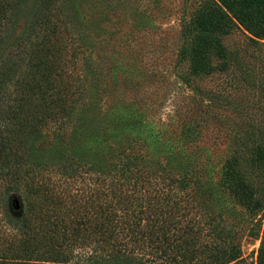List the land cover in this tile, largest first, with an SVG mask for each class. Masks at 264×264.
<instances>
[{"label": "rangeland", "instance_id": "obj_1", "mask_svg": "<svg viewBox=\"0 0 264 264\" xmlns=\"http://www.w3.org/2000/svg\"><path fill=\"white\" fill-rule=\"evenodd\" d=\"M203 1L57 0L51 17L59 32L52 44L60 57L51 62L49 80L63 88L65 112L57 107L54 117L34 124L31 136H21V148L34 149L22 176L42 190L48 219L65 221L74 217L70 202L57 214L46 209L73 195L70 201L102 204L104 197L112 198L108 191L130 182L126 193L135 196V211L115 195L113 201L122 222L115 243L132 264H199L193 251L198 244L178 249L176 241L191 235L187 230L194 223L193 237L206 240L209 233L214 244L217 237L233 239L239 251L234 264H256L264 241V200L253 207L261 196L256 189L264 193L261 163L253 152L264 147V23L252 36L233 22L221 45L239 60H231L225 71L188 79L183 51ZM32 3L24 0L13 24L0 34V56L22 66V79L28 78L30 47L24 52L14 42H25ZM30 37L35 44L38 39ZM211 62L220 61L214 56ZM14 85H7V93L18 96ZM21 98L20 118L38 105ZM233 149L241 158V169L232 171L238 182L229 173ZM1 212L0 207V245L13 234ZM164 220L171 225L164 232L168 243L155 233Z\"/></svg>", "mask_w": 264, "mask_h": 264}, {"label": "trees", "instance_id": "obj_2", "mask_svg": "<svg viewBox=\"0 0 264 264\" xmlns=\"http://www.w3.org/2000/svg\"><path fill=\"white\" fill-rule=\"evenodd\" d=\"M32 1L24 29L25 42L23 43L21 38L14 42L16 46L23 45L24 52L26 46L30 47L29 52L27 50L25 52L29 55L28 64L25 63L28 78H20L22 66L11 60V57L3 59L4 57L0 56V207L5 225L13 232L9 238H3L1 241L0 264H132L131 259L119 254L120 248L117 246L120 244L115 243L122 222L117 219V202L113 201L115 195L124 201V206L128 205L132 212L135 211L137 206L133 202L136 198L133 194L126 193L128 190L126 188L131 185L130 182L120 183L121 190H115V193L113 190L108 191L112 194V198L104 197L105 201L103 200L102 204H97L95 200L90 201L91 204L95 203L92 207L89 200L83 203L78 201L79 199L70 201L74 195L53 202L46 210L55 211L56 214L57 211L68 207L69 202L73 205L70 212L72 211L74 217L65 221L48 219L43 206L46 197L43 198L42 190L35 187L36 184L32 181L30 183L25 179L28 170L24 173L22 167L30 163L29 159L34 156V149L31 144L27 145L24 151L21 147L25 144L23 143L25 138L21 136H31L34 132V124L39 119L49 118L51 115L54 117L56 108L59 109L63 103L60 95V90L63 92V88L61 89L60 83L50 85L49 80L52 75L51 62L60 57V50L57 51L52 44L59 35L51 20L57 0ZM23 2L24 0H0V34L6 25L13 24ZM233 22L255 36L258 28L264 23V0H205L201 3L191 20V39L183 51L187 61L188 79L199 80L203 76L212 75L216 69L225 71L231 60L236 62L239 60L236 52L227 51L221 45V38L229 32L234 25ZM32 35L38 39L35 44L31 40ZM1 40L0 37V43ZM214 56L220 61L217 66L211 62V57ZM11 82L15 84L18 90L15 91V95L19 94L18 96L7 93V85ZM21 96L38 105L30 106L27 115L20 118L21 108L18 105ZM9 102L13 106L8 105ZM2 104H5L4 107ZM50 109L51 114H46ZM59 110L65 112V107ZM253 152L257 158L255 160L261 163L257 168L261 170L264 179V147L256 146ZM230 158L232 162L230 178L238 182L236 174L232 173L236 167L241 169V158L237 150ZM249 162L250 159H246L244 164L252 166ZM124 178L128 180L126 175ZM258 189L255 192H260L261 196L254 202V208L264 200L263 190L261 192L259 187ZM78 198L81 199L82 194L78 195ZM88 198L89 196L85 200ZM74 205H78V208ZM170 228L168 220L157 226L155 233L158 234L156 236L160 238L159 241L170 242L168 235L164 234L165 230ZM197 229L198 225L194 223L190 224L187 231L193 235ZM129 233L136 241L133 231L130 230ZM155 233L151 231L147 234L152 237ZM186 235L185 238H176L177 247L179 249V246H185L187 243L198 244L193 251L196 252L197 260L200 255L199 264H206L211 259L209 264H234L239 259L238 245L232 242L231 238L222 240L216 236L218 243L214 244L209 240V233L206 240L200 236L198 238ZM207 243H210L209 247ZM74 248H80L81 252L74 253ZM84 248L90 252L84 251ZM183 250L184 247L179 254L183 253ZM203 256L210 259L204 263ZM256 264H264L263 240L257 250Z\"/></svg>", "mask_w": 264, "mask_h": 264}]
</instances>
